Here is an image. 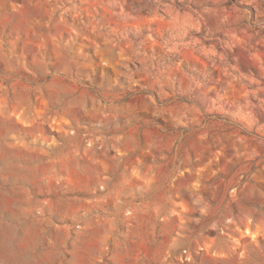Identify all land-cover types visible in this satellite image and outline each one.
Listing matches in <instances>:
<instances>
[{"label": "rangeland", "instance_id": "1", "mask_svg": "<svg viewBox=\"0 0 264 264\" xmlns=\"http://www.w3.org/2000/svg\"><path fill=\"white\" fill-rule=\"evenodd\" d=\"M0 264H264V0H0Z\"/></svg>", "mask_w": 264, "mask_h": 264}]
</instances>
